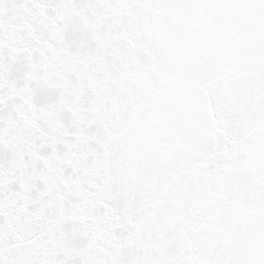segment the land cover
<instances>
[{"label":"snow or ice","instance_id":"snow-or-ice-1","mask_svg":"<svg viewBox=\"0 0 264 264\" xmlns=\"http://www.w3.org/2000/svg\"><path fill=\"white\" fill-rule=\"evenodd\" d=\"M0 264H264V0H0Z\"/></svg>","mask_w":264,"mask_h":264}]
</instances>
